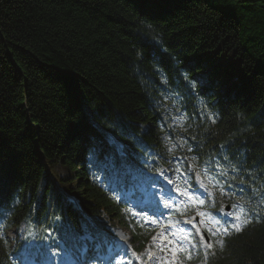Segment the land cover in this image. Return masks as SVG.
Instances as JSON below:
<instances>
[{
  "label": "trees",
  "instance_id": "trees-1",
  "mask_svg": "<svg viewBox=\"0 0 264 264\" xmlns=\"http://www.w3.org/2000/svg\"><path fill=\"white\" fill-rule=\"evenodd\" d=\"M169 109L182 166L247 203L209 264H264V0H0V264L29 242L88 264L118 226L142 245L115 193L157 173Z\"/></svg>",
  "mask_w": 264,
  "mask_h": 264
},
{
  "label": "rangeland",
  "instance_id": "rangeland-1",
  "mask_svg": "<svg viewBox=\"0 0 264 264\" xmlns=\"http://www.w3.org/2000/svg\"><path fill=\"white\" fill-rule=\"evenodd\" d=\"M165 115L163 117V126L161 128V134H162V138H163V144H164V149H165V154H176L178 151L180 152L182 150V146L181 143L179 141V139L177 137H173L174 133L177 136H180L182 133V115L181 114H176L177 111L176 110H172L169 109L167 111H165ZM156 163V162H155ZM174 165H169V168L167 171H164V175H165V179H162L161 176L156 177L158 181H160L161 183V187H166V185H171V183L174 184V188L175 189V185H179L181 183V181L183 182V185H185L186 180L185 179H181L180 178V174L174 169ZM143 177H145L147 180L149 181V183L146 185L147 188L149 189H155L157 188V184L153 181H151V175L147 172H143ZM132 180L134 181V189L136 190V192L139 191V193L142 195V186H141V179L139 178L138 175H132ZM166 181H170L166 184ZM197 182V186H200L202 184V181L200 180H196ZM176 183V184H175ZM196 185V184H195ZM205 185V184H204ZM201 187V186H200ZM204 187V186H203ZM148 189V190H149ZM166 191V190H165ZM185 196L186 199L188 200L187 204L189 205H196L195 200H201L204 201L207 198L210 197L209 192L206 190V197L202 198L204 195L202 193V191H199V188L197 187V190L190 192L188 190V188L186 189V191H182ZM128 194H124L123 199H126V196ZM138 198V197H137ZM162 199V198H161ZM128 198L125 200L126 202H128ZM224 205V204H223ZM186 206V204H185ZM230 207V219L231 222H228V226L225 225V223L223 222L224 219H218V217L216 215H210L207 212L200 210L197 211L195 214V216L197 218H199L201 221L207 222L211 225H216L220 230H222L225 234H227L230 231H236L238 230V228L241 225V217L240 214H244L245 215V211L243 210V208L240 207V213L237 212L238 208H232L230 205H227ZM242 206V205H241ZM130 210V209H129ZM130 214H132L131 210H130ZM165 218L162 219H158L159 223H165L163 222ZM23 228H21L20 233L22 232ZM3 235H6V239L8 240V242L11 245H14L15 241L20 242V233L15 232L14 230H8L6 232H4V230L2 231ZM192 234V232H191ZM129 237V231L127 229H119L115 232L114 234V243H111L108 246V252L111 255H114V249H116L115 247H117V249L119 250V246L120 243L123 240H128ZM195 239H193L192 243H190V247H188L187 249H189L188 252H184L182 251L181 253L178 252L176 253L177 257L180 258L179 264H191V260L190 257H192L193 255H196L197 253V244L194 241ZM28 246L26 248H23L20 252V263L21 264H39L36 260V256L34 255L33 252H31L29 250ZM133 247V245H132ZM134 248V247H133ZM149 248H151L149 245L147 246V248L141 253L143 254V258H147V250H149ZM151 250V249H150ZM98 257V256H97ZM101 261V264L104 263L106 258H102L99 256L98 258ZM54 264H80L78 263L72 254H70L69 252L64 251L63 253H61V255L58 257L57 260L53 261ZM174 263V258L170 261L165 262H161L160 264H173Z\"/></svg>",
  "mask_w": 264,
  "mask_h": 264
},
{
  "label": "bare ground",
  "instance_id": "bare-ground-1",
  "mask_svg": "<svg viewBox=\"0 0 264 264\" xmlns=\"http://www.w3.org/2000/svg\"><path fill=\"white\" fill-rule=\"evenodd\" d=\"M157 189L158 190H161L162 189V187H161V183H158L157 184ZM238 192H240V191H238ZM241 193H239V196H238V199H237V202H239L242 206H244V205H246L247 203H245L242 199H241ZM203 198V197H202ZM1 233H2V231H1ZM3 234V233H2ZM5 236V235H4ZM103 246H105L106 247V242L103 244ZM106 254H107V247H106V249L103 251V255L104 256H106ZM83 259H81V261H82ZM100 264H101V262H100Z\"/></svg>",
  "mask_w": 264,
  "mask_h": 264
}]
</instances>
